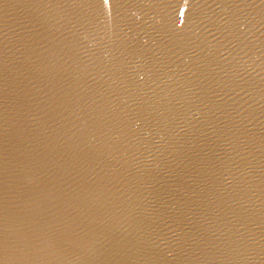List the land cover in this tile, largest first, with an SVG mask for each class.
Here are the masks:
<instances>
[{
	"label": "water",
	"instance_id": "obj_1",
	"mask_svg": "<svg viewBox=\"0 0 264 264\" xmlns=\"http://www.w3.org/2000/svg\"><path fill=\"white\" fill-rule=\"evenodd\" d=\"M0 264H264V0H0Z\"/></svg>",
	"mask_w": 264,
	"mask_h": 264
}]
</instances>
